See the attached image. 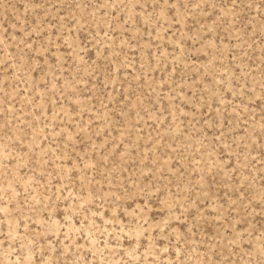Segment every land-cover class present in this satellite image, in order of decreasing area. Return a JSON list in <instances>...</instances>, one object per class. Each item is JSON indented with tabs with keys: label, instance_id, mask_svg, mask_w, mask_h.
<instances>
[{
	"label": "rangeland",
	"instance_id": "obj_1",
	"mask_svg": "<svg viewBox=\"0 0 264 264\" xmlns=\"http://www.w3.org/2000/svg\"><path fill=\"white\" fill-rule=\"evenodd\" d=\"M0 264H264V0H0Z\"/></svg>",
	"mask_w": 264,
	"mask_h": 264
}]
</instances>
